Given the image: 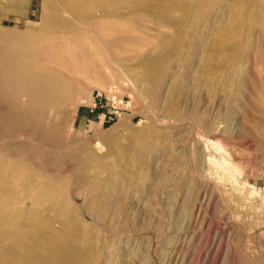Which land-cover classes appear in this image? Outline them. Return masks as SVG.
Wrapping results in <instances>:
<instances>
[{
    "label": "rangeland",
    "instance_id": "1",
    "mask_svg": "<svg viewBox=\"0 0 264 264\" xmlns=\"http://www.w3.org/2000/svg\"><path fill=\"white\" fill-rule=\"evenodd\" d=\"M141 1L117 0L112 9L127 14ZM231 1L166 0L161 16L113 20L110 43L98 44L96 58L71 47L52 51L48 61L36 58L64 78L62 94L41 113L43 140L27 128L1 134L0 154L66 182L82 224L74 237H88L95 264H264V124L252 78L264 70V19L249 26L254 37L240 79H248L247 89L240 84L228 97L205 77L197 81L213 30L228 28L221 21ZM48 12L45 0H0V43L13 33H39ZM75 17L63 12L68 21ZM162 19L180 25V36ZM149 57L160 63L146 75L141 62ZM180 177L187 185L173 196Z\"/></svg>",
    "mask_w": 264,
    "mask_h": 264
},
{
    "label": "bare ground",
    "instance_id": "2",
    "mask_svg": "<svg viewBox=\"0 0 264 264\" xmlns=\"http://www.w3.org/2000/svg\"><path fill=\"white\" fill-rule=\"evenodd\" d=\"M115 1L117 0H45L49 10L45 29L32 35L13 33L14 37H6L0 43V135H12L15 131L24 132L27 128L30 131L29 134L36 140H43L42 129L40 130L43 111L47 112L44 110L47 103L53 101L54 98H60L62 94H60V89L62 90L60 86L64 78L61 74L59 75V72L60 77H58L56 70L53 72L45 64L40 63L43 60L36 62V58L45 56L48 61L47 58L53 55L52 51L67 50L68 47L76 49L75 51L80 50L84 54L89 53L90 56H99L101 51L98 44L102 41L110 43L106 37L114 26L113 20L119 18L120 21L126 16L136 18L139 13L147 15L156 11L161 16L162 11L165 10L163 5L166 0H142L137 8L130 9L127 14L113 11L112 8L117 5ZM231 3L232 7L223 13L224 19L221 21L223 24L225 22L228 28L221 29L219 26L213 30L211 35L213 47L204 52L205 60L209 63L197 74V81L201 79L202 85L203 76L207 80L206 83L220 88L228 97L234 92L242 91L240 84L248 88V79L243 80L242 83L240 79L244 72L243 60L248 56L246 49L252 43L249 40L254 35H251L249 26L252 24L261 26L264 19V15L262 16L264 2L233 0ZM87 8H101L103 13L92 14ZM65 11L77 15V18L75 17L72 22L64 19L63 12ZM162 21L172 26L176 37L180 36L182 33L180 25H175L174 20L162 19ZM145 29L147 28L144 27ZM262 36H260L261 41H263ZM231 41L234 42L232 47L228 46ZM14 45H30L31 47L17 52L13 48ZM91 58L94 60L93 57ZM260 58L263 66L264 53ZM159 61V58L151 57L142 60L141 64L146 75L154 70V66L160 63ZM226 65L232 67L231 71L224 73L227 69ZM258 72L256 77L252 75V78L258 80H255L258 85L256 93L262 104L259 109L258 122L264 124V70L262 73ZM223 73L224 77L229 78L226 81L223 80ZM145 85L146 92L156 101L153 83L145 81ZM57 91H59L58 94ZM23 97L28 102L27 106L22 104ZM170 101H168L169 105ZM237 101L240 102V98ZM12 125H17V127L13 128ZM55 134L53 133V136ZM58 160L55 156L49 158L52 165L58 163ZM43 173L34 170L27 163L9 160L0 154V264H95V259L89 258L88 237H74V231L80 224L76 222L75 209L73 210L65 194L66 182L57 178L50 179L49 175L46 176ZM181 177L173 196L187 185L186 180ZM190 197L191 192L188 199Z\"/></svg>",
    "mask_w": 264,
    "mask_h": 264
}]
</instances>
